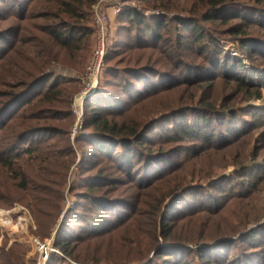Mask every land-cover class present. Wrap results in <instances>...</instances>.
Segmentation results:
<instances>
[{
	"label": "rangeland",
	"instance_id": "rangeland-1",
	"mask_svg": "<svg viewBox=\"0 0 264 264\" xmlns=\"http://www.w3.org/2000/svg\"><path fill=\"white\" fill-rule=\"evenodd\" d=\"M100 1L87 9L92 21ZM209 1L166 0L172 12H151L142 3L125 0L121 13L134 9L148 17L162 15V40H147L127 15L112 17L101 84L107 101L122 96L126 108L107 115L147 129L141 150L163 158L151 162L138 157L130 165L133 172L120 171L119 164L95 153L81 138L76 142L88 132L82 130L84 118L77 126L73 113L75 159L62 211L45 236L29 209L16 200L10 177L0 174V212L15 213L10 226L0 227V264H35L29 236L55 241L60 227L62 236L91 237V245L88 250L79 247L80 261L58 256L50 264H264V0H223L218 12L208 9ZM202 13L219 19L206 22ZM61 18L66 21L67 16L51 0H0V156L9 147H18L14 154L26 147L18 134L30 124L32 111H22L23 100L5 108L24 84L43 72L57 80L79 78L82 84L86 70L73 74L54 63L40 73L32 67L42 58L28 49L44 52L45 33ZM179 19L188 22L190 31ZM196 27L208 34L204 44L186 39ZM135 69L143 70L140 75L149 81L148 93L144 84L133 86L142 78H125L126 71ZM127 86L134 87L129 96L123 94ZM89 101L85 116L94 109ZM189 127L193 131L186 134ZM54 149L59 155L53 167L57 181L63 178L66 158L61 146ZM125 156L117 158L125 163ZM100 177L103 186L90 191ZM92 196L108 201L113 211L100 212L94 234L86 225L88 209H93L86 197ZM25 215L32 219L28 232ZM79 218L86 223L76 222ZM14 246L22 253L19 257L13 251L19 259L4 260Z\"/></svg>",
	"mask_w": 264,
	"mask_h": 264
},
{
	"label": "trees",
	"instance_id": "trees-1",
	"mask_svg": "<svg viewBox=\"0 0 264 264\" xmlns=\"http://www.w3.org/2000/svg\"><path fill=\"white\" fill-rule=\"evenodd\" d=\"M95 1L96 0H51L53 5L60 10L61 14L67 16V19L65 21L64 18H61L58 23L49 27V31L45 33L47 37V47L44 52L37 53L34 47L31 48V50L28 49L30 54H34V58L36 56L42 58L39 66L33 64L34 60L31 61L30 65L33 64L32 67L34 70L41 73L44 67H51L54 63L64 67V70L68 72L82 74L86 70L93 54L96 39L94 13L92 11V21L91 15L87 9L90 7V4L92 5ZM134 1L144 4L145 8L151 12L157 10H165L167 12L173 11L171 7L167 5L166 0ZM222 5L223 0H210L207 4L208 9L210 8L213 11L217 10V12L221 10L220 7ZM191 11V9H187L189 14ZM205 14L206 13H202V15ZM123 15H127V22L135 27L137 32L142 34L147 40L151 38L156 43L162 40L161 31L164 26L162 15H154L151 13L148 17L134 9L121 13L118 17ZM218 19L219 16L216 14H206L204 17L206 22H213ZM178 21L183 28L190 31V29H188L189 27H187V21L183 19H179ZM195 29L191 31V35H188L186 39L193 42L195 45L204 44L208 34L205 32L199 33V31L202 30L200 27H196ZM146 48H150V43L146 44ZM108 55L107 51V59L109 57ZM210 59L214 60V57H210ZM218 60L219 58L217 57L216 61ZM217 65L219 68L220 66L221 68L224 67V65L219 62H217ZM142 72L143 70L135 69L126 71L124 74H126V79L131 78V76L142 78L135 80L136 82L133 86H136V84H144V88H147L146 93H148L149 81L140 75ZM81 88L82 84L79 78H61L57 80L54 75H46L45 72H43L30 82L24 84L22 92L17 96L13 95L12 100L5 107L7 109L9 106L15 105L23 100L25 106L22 111H32L30 124L25 127V130H23L21 134H18L19 142H21V144H26V147L23 148L20 154L12 153L18 149V147L14 148L13 146L2 153L4 155L0 156V174L10 177V186L15 189V192L18 194L16 200L23 202L25 207L29 209L32 217L38 224V230L42 236H45L44 231L52 227L62 211V203L65 199L64 186L67 182L66 179L69 170L75 159V148L70 140V127L74 123L72 103L74 96L80 92ZM132 88L134 87L127 86L123 94L129 96V90ZM103 92L104 89L100 81L96 95L88 99V101L90 100L89 103L94 105V109L91 113L83 117L84 124L82 130L88 132V134L81 133L82 135L80 134L77 137L76 142L78 143L81 138L95 150V153H99L110 160H114V162L119 164L118 170L125 171L126 173L134 171L133 166L130 168V165L135 158L141 157L151 162L163 158L161 154L152 156V154L143 153L141 150L147 138V129L142 131V126L136 124L133 120L117 122L114 119L110 120L108 118L109 116L107 114H111L110 112L113 111L124 110L126 105L121 103L123 101V99H121L122 96L112 97L111 101H107L103 96ZM87 106L88 104L85 105V111ZM97 108H99V111ZM44 113L46 115H44ZM15 119L16 117H13L12 122L15 121ZM205 124L206 123L200 127H205ZM19 126L22 127V125ZM192 131L193 129L189 127L185 133L190 134ZM201 132L202 130L200 129L198 134H202ZM59 136H61V139H58ZM60 146L64 149L66 161L62 165V180L55 181L53 176H55L54 174H57L58 171L54 170L53 167L57 165L59 155L54 148ZM122 154L126 155V160L128 159L125 163H123L122 159L119 160V158H117L118 155L121 156ZM13 159L14 161L12 163ZM18 161L20 165H18ZM93 164L92 162V165ZM29 171H32V176H29ZM138 175L143 176L142 171ZM100 178L96 181L97 183L91 185L90 191H96L103 186L100 184L104 182V179ZM47 185H54L58 188V191L53 193L51 189H48ZM86 198L91 202L93 207V209L91 207L88 209L91 216L87 218V223L82 218H79L76 222L86 223V225L90 226L88 230L94 234L95 231L93 230L96 229L95 224L97 223L96 218L100 212L112 213L113 211L111 207H109L108 201H105L99 196ZM61 233L62 228L60 227L57 231V238L54 241V247L60 251L61 255L53 253L48 264L52 262V258L58 256L59 258L65 257L80 261L82 255L79 247L85 246V250H88L91 245V240L88 238L91 237H84V239H81L82 235H79L77 238L72 239L71 237L62 236ZM13 251L19 257V254H22L15 250V246L13 250L12 247H10L8 253H5L3 257L4 260H8L10 257H16Z\"/></svg>",
	"mask_w": 264,
	"mask_h": 264
},
{
	"label": "built area",
	"instance_id": "built-area-1",
	"mask_svg": "<svg viewBox=\"0 0 264 264\" xmlns=\"http://www.w3.org/2000/svg\"><path fill=\"white\" fill-rule=\"evenodd\" d=\"M124 3L125 0H101L94 6L96 39L93 54L82 79V89L76 95L73 106V113L77 117V126L84 116V109L88 99L97 91L100 85L108 51L112 17H118L121 14ZM105 9L108 11L106 12ZM14 214L6 211L0 212V227L5 229L10 226L14 222ZM22 220L26 221L24 229L25 232H28L29 226H32V219L25 215ZM19 222L22 221L19 220ZM29 242L37 255L35 264H48L52 254L57 252L53 239L41 241L38 238L29 236Z\"/></svg>",
	"mask_w": 264,
	"mask_h": 264
},
{
	"label": "crops",
	"instance_id": "crops-1",
	"mask_svg": "<svg viewBox=\"0 0 264 264\" xmlns=\"http://www.w3.org/2000/svg\"><path fill=\"white\" fill-rule=\"evenodd\" d=\"M73 74H75L74 72H72Z\"/></svg>",
	"mask_w": 264,
	"mask_h": 264
}]
</instances>
